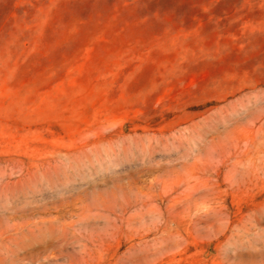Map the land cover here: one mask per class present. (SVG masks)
I'll return each instance as SVG.
<instances>
[{
	"label": "rangeland",
	"instance_id": "obj_1",
	"mask_svg": "<svg viewBox=\"0 0 264 264\" xmlns=\"http://www.w3.org/2000/svg\"><path fill=\"white\" fill-rule=\"evenodd\" d=\"M0 264H264V0H0Z\"/></svg>",
	"mask_w": 264,
	"mask_h": 264
}]
</instances>
